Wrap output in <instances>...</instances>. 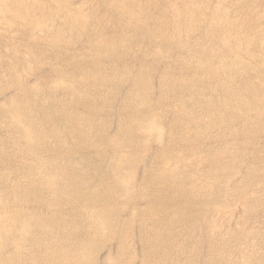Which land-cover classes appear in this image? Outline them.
Returning a JSON list of instances; mask_svg holds the SVG:
<instances>
[{
    "label": "rangeland",
    "instance_id": "1",
    "mask_svg": "<svg viewBox=\"0 0 264 264\" xmlns=\"http://www.w3.org/2000/svg\"><path fill=\"white\" fill-rule=\"evenodd\" d=\"M8 262L264 264V0H0Z\"/></svg>",
    "mask_w": 264,
    "mask_h": 264
},
{
    "label": "bare ground",
    "instance_id": "2",
    "mask_svg": "<svg viewBox=\"0 0 264 264\" xmlns=\"http://www.w3.org/2000/svg\"><path fill=\"white\" fill-rule=\"evenodd\" d=\"M17 1H18V0H17ZM255 15H256V14H255ZM182 25H183V24H182ZM245 86H246V85H245ZM70 153H71V152H70ZM55 174H58V172L55 173ZM60 174H61V173H60ZM65 175H67V176H65V177H67V180H69L70 183H71V181H74V179L72 178V174H71V173H70V174H65ZM55 176H56V175H55ZM58 176H59V175H58ZM60 176H62V175H60ZM72 179H73V180H72ZM59 180H60V179H59ZM57 181H58V180H57ZM69 181H68V182H69ZM66 182H67V181H66ZM66 182H64V183L67 184ZM155 182H156V181H155ZM62 183H63V182H62ZM54 184H55V183H54ZM74 184H75V183H74ZM69 185H70V184H68V187H69ZM71 185H72V184H71ZM71 185H70V186H71ZM75 185H76V184H75ZM73 186H74V185H73ZM65 187H67V185H66ZM69 188H70V187H69ZM72 188H73V187H72ZM165 192H166V191H165ZM36 194H37V193H36ZM179 195H180V194H179ZM179 195H178V196H179ZM184 195H185V194H184ZM181 196H182V195H181ZM188 196H189V195H188ZM188 196H185V197H188ZM169 197H170V196H169ZM171 197H172V196H171ZM183 197H184V196H183ZM183 197H182V198H183ZM185 197H184V198H185ZM173 199H175V198H173ZM178 200H179V199H178ZM169 201H170V200H169ZM167 203H168V201H167ZM171 203H173V202H171ZM171 203L168 204V206H169V205L171 206V205H172ZM177 203H178V202H177ZM173 204H174V203H173ZM180 204H181V202H180ZM175 205H177V204H175ZM175 205H174V206H175ZM178 205H179V204H178ZM181 205H182V204H181ZM172 206H173V205H172ZM191 206H192V205H191ZM179 207H180V205H179ZM181 207H182V206H181ZM185 207H187V206H185ZM185 207H183L184 210L186 209ZM193 207H194V206H193ZM168 208H169V207H168ZM170 208H171V207H170ZM188 208H189V206H188ZM53 210H54V209H53ZM190 210H191V209H190ZM106 211H107V210H106ZM187 211H188V210H187ZM195 211H196V210H195ZM170 212H171V211H170ZM106 213H107V212H106ZM153 213H154V212H153ZM153 213H152V214H153ZM35 214H36V213H35ZM155 215H156V214H155ZM154 217H155V216H154ZM183 218H184V217H183ZM155 219H156V218H155ZM40 220H41V219H40ZM40 220H39V221H40ZM46 220H47V219H46ZM160 220H161V219H160ZM189 222H190V221H189ZM28 223H29V222H28ZM28 223H27V224H28ZM27 224H26V225H27ZM28 225H29V224H28ZM172 225H173V224H172ZM167 226H168V225H167ZM6 227H7V226H6ZM27 227H28V226H27ZM39 227H40V226H39ZM41 227H42V226H41ZM194 227H195V226H194ZM26 229H27V228H26ZM170 229H171V228H170ZM173 229H174V228H173ZM159 235H160V234H159ZM164 236H165V237H167V236H171V231H169V229H168L167 231L165 230V231H164ZM172 237H173V236H172ZM155 238L158 239V241H159L160 236H159V237H155ZM161 238H162V237H161ZM152 239H154V238H151V240H152ZM156 239H155V240H156ZM169 239H172V238L169 237ZM36 241H37V240H36ZM42 241H43V240H42ZM42 241H41V242H42ZM56 241H57V240H56ZM32 242H33V241H32ZM38 242H39V241H38ZM38 242H37V243H38ZM44 242H45V241H44ZM155 243H156V242H155ZM60 244H61V243H60ZM72 244H73V243H72ZM42 245H43V244H42ZM44 246H45V245H44ZM160 246H162V245H160ZM19 247H20V246H19ZM28 247H29V246H28ZM163 247H164V246H163ZM38 248H39V247H38ZM36 249H37V248H36ZM45 249H46V248H45ZM40 250H41V248H40ZM40 250H39V251H40ZM158 250H159V249H158ZM30 251H31V250H30ZM63 251H64V250H63ZM56 252H57V251H56ZM61 252H62V251H61ZM64 252H65V251H64ZM64 252H62V253L65 254ZM67 252H68V251H66V254L68 255ZM46 253H47V251H46ZM59 253H60V252H59ZM63 254H62V255H63ZM66 254H65V256L67 257ZM56 255H57V254H56ZM62 255H61V257H62ZM59 256H60V255H59ZM68 256L70 257V255H68ZM57 257H58V256H57ZM66 257H65V258H66ZM65 258H64V259H65ZM62 259H63V258H61V260H62ZM49 260H50V259H49ZM66 260H69L68 257L66 258ZM58 261H60L59 258H58ZM9 262H10V261H9ZM9 262H8V264H10ZM64 263H65V261H64ZM69 263H70V262H69Z\"/></svg>",
    "mask_w": 264,
    "mask_h": 264
}]
</instances>
